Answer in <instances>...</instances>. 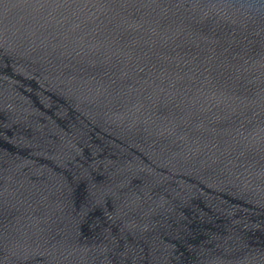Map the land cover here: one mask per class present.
<instances>
[{"label":"water","instance_id":"1","mask_svg":"<svg viewBox=\"0 0 264 264\" xmlns=\"http://www.w3.org/2000/svg\"><path fill=\"white\" fill-rule=\"evenodd\" d=\"M0 264H264V0H0Z\"/></svg>","mask_w":264,"mask_h":264}]
</instances>
